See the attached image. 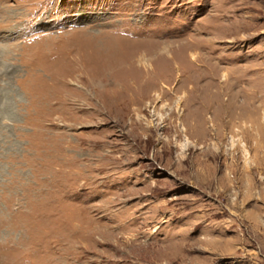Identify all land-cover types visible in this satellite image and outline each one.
I'll return each instance as SVG.
<instances>
[{
  "label": "rangeland",
  "instance_id": "1",
  "mask_svg": "<svg viewBox=\"0 0 264 264\" xmlns=\"http://www.w3.org/2000/svg\"><path fill=\"white\" fill-rule=\"evenodd\" d=\"M0 264H264V0H0Z\"/></svg>",
  "mask_w": 264,
  "mask_h": 264
},
{
  "label": "bare ground",
  "instance_id": "2",
  "mask_svg": "<svg viewBox=\"0 0 264 264\" xmlns=\"http://www.w3.org/2000/svg\"><path fill=\"white\" fill-rule=\"evenodd\" d=\"M142 56H143V55H142ZM141 62H142L143 64H145V65H148L147 60H145L144 58L141 60ZM161 88H165V89H166V84H165V83L162 84ZM154 97H155V99L159 100V98H160V93L156 92ZM146 104H147V103H146ZM148 105H150V103H148ZM152 123H153L152 121H149L148 124H151V125H152ZM183 128H184V127H183ZM183 128H182V129H183ZM183 130H184V129H183ZM186 143H187V139L184 140V143H182V145L185 146Z\"/></svg>",
  "mask_w": 264,
  "mask_h": 264
}]
</instances>
